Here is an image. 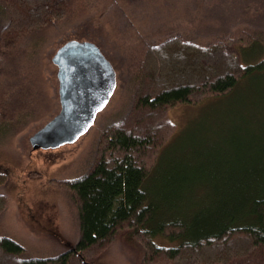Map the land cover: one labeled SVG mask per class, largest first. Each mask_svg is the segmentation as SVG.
<instances>
[{
    "label": "rangeland",
    "instance_id": "obj_1",
    "mask_svg": "<svg viewBox=\"0 0 264 264\" xmlns=\"http://www.w3.org/2000/svg\"><path fill=\"white\" fill-rule=\"evenodd\" d=\"M101 3L97 6L102 11L79 15V19L65 16L31 33L32 37L28 35L18 46L26 53L16 55L0 46V172L6 174L0 192L7 200L0 231L20 242L27 256L50 255L75 242L79 231L75 206L54 181L83 173L95 159L102 131L126 115L134 74L147 46L173 35L201 45L238 31H248L253 40L264 36V0ZM34 39L39 40L38 50L27 60L25 54L35 47ZM71 39L93 43L109 61L115 72L114 91L88 130L75 141L32 149L29 136L60 109L57 66L51 57ZM245 56L244 60L252 57L255 62L263 53ZM23 114L29 118L25 125L19 123L26 120ZM152 124L162 128L165 142L169 140L156 170L153 166L144 183L153 203L154 195L158 198L153 214H188L183 210L191 205L196 210L206 207L211 193L207 189L210 170L233 169L239 163V153L247 152L257 140L264 141V70L246 74L225 94L198 96L193 102L174 105L163 119L154 114ZM153 160L150 152L145 161L152 165ZM170 169L174 170L171 178L177 182L175 186L164 183ZM152 240L174 244L160 236ZM139 243L122 232L95 264H138Z\"/></svg>",
    "mask_w": 264,
    "mask_h": 264
},
{
    "label": "trees",
    "instance_id": "obj_2",
    "mask_svg": "<svg viewBox=\"0 0 264 264\" xmlns=\"http://www.w3.org/2000/svg\"><path fill=\"white\" fill-rule=\"evenodd\" d=\"M99 1L101 6L115 2L0 0V46L16 55L26 53L18 46L28 35L65 16L102 11ZM253 39L248 31H238L201 45L173 35L147 46L134 74L126 115L102 131L95 159L83 173L54 181L75 206V242L50 255L27 256L20 242L0 231V264H95L122 232L140 242L138 264H264V141L239 153L233 169L210 170L209 204L199 210L191 205L183 210L188 214L156 217L157 195L153 203L144 186L169 141L163 140L162 128L152 124L153 115L163 119L174 105L225 94L246 74L264 70V36ZM38 41L34 39L35 47L25 54L27 60L37 52ZM247 53L263 56L252 62V57L244 60ZM21 116L26 120L19 123L25 125L29 118ZM150 152L152 165L145 161ZM171 170L164 183L175 186ZM5 179L0 172V182ZM6 202L0 192V217ZM156 236L174 244H157L152 240Z\"/></svg>",
    "mask_w": 264,
    "mask_h": 264
},
{
    "label": "water",
    "instance_id": "obj_3",
    "mask_svg": "<svg viewBox=\"0 0 264 264\" xmlns=\"http://www.w3.org/2000/svg\"><path fill=\"white\" fill-rule=\"evenodd\" d=\"M51 61L57 66L60 109L29 136L32 149L75 141L88 130L116 85L112 65L93 43L68 40L57 48Z\"/></svg>",
    "mask_w": 264,
    "mask_h": 264
}]
</instances>
